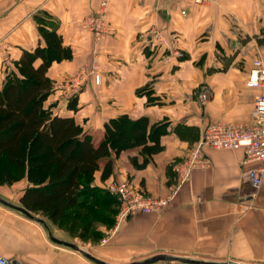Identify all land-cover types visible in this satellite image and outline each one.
<instances>
[{
	"label": "crops",
	"instance_id": "1",
	"mask_svg": "<svg viewBox=\"0 0 264 264\" xmlns=\"http://www.w3.org/2000/svg\"><path fill=\"white\" fill-rule=\"evenodd\" d=\"M99 3L0 0V86L22 51L44 44L38 20L52 25L65 56L53 60L47 71L53 88L45 106L73 116L95 142L104 123L120 116H145L147 131L152 125L164 131L159 135L163 148L150 156L140 145L112 152V173L103 180L101 169L96 170L90 186L116 196L108 185L127 180L147 193L168 194L175 179L173 164L209 122L252 120L258 90L245 83L256 50L264 53V0H208L200 5L186 0H109V30L96 40L83 20L95 14ZM92 64L100 83L87 75L78 93L69 96L67 79ZM144 85L147 88L137 92ZM203 89L209 91L205 102L199 100ZM204 154L210 165L194 170L159 212L138 213L117 224L118 199L113 214L109 200H102L101 219L96 205L90 204L93 196L72 207L71 216L60 223L30 212L58 239L82 244L112 263L164 253L264 264V185L255 189L249 182V164L241 163V149L204 148ZM145 156V164L137 167ZM16 183L21 186L15 196L19 202L28 182L23 178L11 185ZM6 207L10 211L0 205V252L6 246L8 257L24 264H90L79 252L51 241L42 223Z\"/></svg>",
	"mask_w": 264,
	"mask_h": 264
},
{
	"label": "trees",
	"instance_id": "2",
	"mask_svg": "<svg viewBox=\"0 0 264 264\" xmlns=\"http://www.w3.org/2000/svg\"><path fill=\"white\" fill-rule=\"evenodd\" d=\"M38 29L44 44L22 51L0 86V185L25 178L28 184L19 204L53 223L70 217L69 210L82 206L87 196H93L90 204L96 205L97 218L103 219L98 206L108 199L113 214L117 198L104 188L90 186L94 172L101 169V179L107 178L113 169L111 153L127 146L140 145L147 156L160 151L159 135L164 131L157 125L147 131L145 116H120L104 123L103 134L95 142L73 116L45 106L53 88L47 71L53 60L65 56V47L52 25L39 19ZM146 160L145 156L135 165L141 167ZM94 236L101 234L97 231Z\"/></svg>",
	"mask_w": 264,
	"mask_h": 264
},
{
	"label": "built area",
	"instance_id": "3",
	"mask_svg": "<svg viewBox=\"0 0 264 264\" xmlns=\"http://www.w3.org/2000/svg\"><path fill=\"white\" fill-rule=\"evenodd\" d=\"M200 5L208 0H186ZM109 0H100L99 7L94 15L83 20V26L92 31L96 40L101 39L107 32L106 11ZM184 11H182L183 13ZM96 66L81 68L65 82L69 96L81 89L87 75L93 77L96 84L100 83L101 75L96 72ZM258 90L253 101L252 120L243 123L225 121L209 122L203 129L200 137L192 143L186 155L173 164L175 173L171 191L165 195H154L145 192L130 181L113 182L108 189L118 199V210L115 215L116 223H122L138 213H152L163 210L176 196L177 191L187 182L191 173L210 165L209 158L204 154V148L212 149H241L242 164H249L248 179L251 185L258 189L264 185V53L256 50L252 59V68L245 83ZM209 91L203 89L199 94L201 102L207 101ZM0 264L14 263L13 259L0 252Z\"/></svg>",
	"mask_w": 264,
	"mask_h": 264
},
{
	"label": "water",
	"instance_id": "4",
	"mask_svg": "<svg viewBox=\"0 0 264 264\" xmlns=\"http://www.w3.org/2000/svg\"><path fill=\"white\" fill-rule=\"evenodd\" d=\"M0 203L23 213L25 216H27L28 218H30L32 220H35V221L42 223L44 225V227L47 229L48 237L51 241H53L54 243L60 244V245H64L66 247H69V248L79 252L83 257H85L89 261L93 262L94 264H153V263H156L159 261H163L166 263L180 262V263H185V264H233L232 262L205 260V259L184 257V256H178V255H169V254H164V253L156 254V255L141 259V260H135V261H130V262H126V263L108 262V261H105L103 259L96 257L95 255H93L89 251H87L86 249L79 247L77 244L58 239L57 237L52 235V233L49 231L46 224L44 223L43 219L36 217L35 215H33L29 210H27L23 206L14 204V203L2 198L1 196H0ZM13 262L17 263L18 261L13 259ZM235 264H246V263H235Z\"/></svg>",
	"mask_w": 264,
	"mask_h": 264
},
{
	"label": "rangeland",
	"instance_id": "5",
	"mask_svg": "<svg viewBox=\"0 0 264 264\" xmlns=\"http://www.w3.org/2000/svg\"><path fill=\"white\" fill-rule=\"evenodd\" d=\"M41 16H42V15H41ZM42 18H43V20L46 19L44 15L42 16ZM70 77H72V76H70ZM68 91H69V89H68ZM68 91H67V92H68ZM69 93H70V92H69ZM77 93H78V92L73 93V94L71 95V97L74 96V95L77 94ZM20 188H21L20 183H16V184H14V185L8 186L7 188H6V187L0 188V196L3 197V198L6 199V200H9L10 202H13V203H15V204H19L18 201H15V196H16V194H17V192H18V190H19ZM0 205H1L2 207H4L5 209L8 210V208H7L6 206H4V205H2V204H0ZM8 211H10V210H8ZM38 216H41V215H38ZM79 246L87 250V247H86V246H84V245H82V244L79 245ZM2 253H3L4 255H6L7 257L9 256V252H8L7 249H6V246L3 247ZM85 259H86V258H85ZM86 260H87L90 264H94L93 262L89 261L88 259H86ZM225 262H232L233 264H235V263H241V262L230 261V260H225ZM159 263H161V264H165L166 262L161 261V262H159ZM166 264H180V262H170V263H166ZM246 264H249V263H246Z\"/></svg>",
	"mask_w": 264,
	"mask_h": 264
}]
</instances>
